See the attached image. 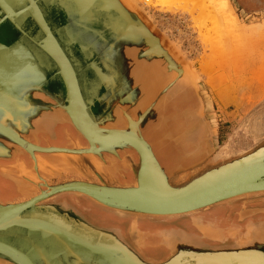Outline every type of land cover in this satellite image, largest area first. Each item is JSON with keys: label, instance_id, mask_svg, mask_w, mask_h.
<instances>
[{"label": "flooded vegetation", "instance_id": "flooded-vegetation-1", "mask_svg": "<svg viewBox=\"0 0 264 264\" xmlns=\"http://www.w3.org/2000/svg\"><path fill=\"white\" fill-rule=\"evenodd\" d=\"M18 14V9H14L13 17L9 16L0 6V149L5 151H0V204L34 200L27 207L28 212L46 219L43 230L49 238L39 232L33 242L26 240L25 232L19 227L13 228V236L7 230L1 232L0 238L30 256L34 264H168L176 257L181 258L180 264H196L188 260V256H194L199 264H215L219 254L233 261L242 259L244 264H264V245L251 250L244 246L249 240L250 227L264 229V191L175 215L140 214L106 206L82 192L52 191L63 180L76 177L63 165L60 153L41 149L86 147L88 142L68 120L61 121L54 113L62 112L61 106L66 103L63 79L56 61L38 45L44 33L30 20L20 22ZM53 18L59 19L56 10L46 12L48 27L53 32L67 25L63 15L60 22H54ZM59 38L69 54L72 46ZM73 57L83 65L89 61L86 56ZM18 73L22 74V80L16 79ZM93 75L91 70L86 71L85 90L91 86ZM18 84L25 88L23 104L34 113V117L27 120L11 116L19 112L15 94L8 103L2 101L11 86L16 90L20 88ZM101 92L100 88L96 96L88 100L94 117L108 113L98 101ZM49 119L53 121L51 125L43 124ZM108 123L117 127V122L116 125ZM216 126L214 107L201 92L196 93L191 87L139 124L161 168L168 172L203 160L208 150L219 144ZM29 144L35 149L33 154L26 149ZM116 152L124 161L112 157ZM101 155L115 169L126 170L127 178L132 168L130 158L138 163L137 154L131 148L104 151ZM93 157L101 164V169H111L110 165L102 166L96 155ZM79 163L81 165L73 167L84 172L85 166ZM77 179L84 180L79 176ZM260 229L254 232L257 239L264 238V230ZM51 230L58 231L61 238H54ZM203 234L219 237L220 241L203 238ZM239 235L243 246L234 247ZM75 236L103 250L95 253L85 244L68 239ZM200 239L205 245L195 244ZM0 264L16 263L0 256Z\"/></svg>", "mask_w": 264, "mask_h": 264}, {"label": "water", "instance_id": "water-1", "mask_svg": "<svg viewBox=\"0 0 264 264\" xmlns=\"http://www.w3.org/2000/svg\"><path fill=\"white\" fill-rule=\"evenodd\" d=\"M0 6L9 16H12V10L18 9L20 22L30 20L42 32L46 30V34L40 36L38 45L43 52L49 56H57L58 60V56L66 55L62 50L61 45L63 44L58 33V30L64 29V25L52 33L53 36L50 35L49 38L46 12L56 10L59 19L53 18L54 22H60L62 15L69 21L72 20L80 24L88 25L89 22H93L90 26L92 31L95 30L96 38H84L83 42L78 41V43L69 39L67 44L73 49L67 56H76L77 52L80 56H86L89 60L88 70L97 74L100 81L102 80V92L98 101L101 104L104 103L107 112L115 110L122 117L120 121H117V124L122 125L121 127L106 128L110 125L108 122L112 123L113 115L105 121L98 117V122L92 120L93 124H90L88 120H81L75 111L72 115L69 109L70 106L72 108V103L76 102L74 98L72 102L68 90L70 89L73 95V86L66 82V75L58 70L67 87L66 105L64 104L63 108L71 120H68V123L82 134L89 147L86 149L52 148L41 149V151L92 153L101 161L102 166L110 165L111 169L104 171V169L96 168L98 166L91 161L85 158L80 159L90 169L88 173L82 172L84 180L70 179L67 182L65 179V182L63 180V183L55 186L52 191L74 190L87 194L106 206L148 215L188 213L232 197L264 191V142L241 156L224 160L216 165L204 166L198 171L193 170L204 165V162L214 154V148L208 150L203 160L190 167L180 166L171 172L160 167L150 146L142 137L139 123L145 117L152 116L159 108L167 105L186 87H191L198 93V78L178 58L130 1L0 0ZM98 21L99 30L94 25ZM55 36L58 37V40ZM124 50L134 51L135 62L145 63L148 62L147 60H158L162 64V83L148 100L146 98L137 99L138 86L128 73L124 59L121 58ZM92 51L95 54H92ZM91 56L102 61L103 72L94 58H90ZM58 60L56 65L61 67ZM91 114L94 117L92 111ZM87 125L88 127H86ZM128 147L135 150L138 156L137 165L132 161L129 178L125 176L126 170L120 167L115 169L111 162L101 155V152L104 151ZM112 154L116 161H124L118 152ZM113 164L116 166L117 163ZM189 171L191 176L188 179L176 182L180 174ZM124 180L126 182H123ZM33 201L4 206L0 204V236L1 232L7 230L13 236V228L19 227L25 232L24 239L26 240L33 242L34 235L39 232H42L43 237L49 238L47 235L45 236L43 230L45 228L37 227L33 219L30 220L26 217V215H30L29 212H26L25 216L20 214L22 210L32 205ZM203 236L208 238L205 234ZM189 243L192 244V242ZM256 243L254 240L244 246H249L250 250L257 249ZM235 247H241V242ZM249 253L257 254V252ZM0 256L8 258L16 264H34L30 256L26 253L22 254L20 250L1 238Z\"/></svg>", "mask_w": 264, "mask_h": 264}, {"label": "rangeland", "instance_id": "rangeland-1", "mask_svg": "<svg viewBox=\"0 0 264 264\" xmlns=\"http://www.w3.org/2000/svg\"><path fill=\"white\" fill-rule=\"evenodd\" d=\"M128 1L196 75L199 92L214 107L219 138L214 154L228 151L227 156L217 161L211 156L196 171L240 155L263 141L264 82L259 83L254 75L260 74L264 54V0H226L223 10L220 4L217 7L203 0L204 5L200 3L192 14L183 9H165L159 0H153L152 5ZM210 77L218 78L214 80L224 89L219 97L225 102L217 98L208 83ZM111 119L116 124L117 120ZM190 176V172H184L176 182Z\"/></svg>", "mask_w": 264, "mask_h": 264}, {"label": "bare ground", "instance_id": "bare-ground-1", "mask_svg": "<svg viewBox=\"0 0 264 264\" xmlns=\"http://www.w3.org/2000/svg\"><path fill=\"white\" fill-rule=\"evenodd\" d=\"M156 1V0H155ZM158 1V0H157ZM161 1V2H160ZM135 2L136 3H144L145 5L146 4H155V3H153V0H135ZM204 1L203 0H159V3H161V5H163V7L165 8V9H183V10H185V11H187V12H191V14H192V11L195 9V8H200V3H201V5H202V3H203ZM208 2L210 3V4H213V5H217V7H218V5L220 6V10L222 9H224V8H226V6H227V1L226 0H208ZM157 4H158V2H156ZM142 5V4H141ZM203 5H204V3H203ZM222 5V6H221ZM199 6V7H198ZM144 7V6H143ZM202 8V7H201ZM218 9V10H219ZM219 10V11H220ZM221 15H222V13H221ZM223 16V19H225V16L224 15H222ZM63 21L64 22H66L67 23V25L64 27V29H61V30H58V33H59V37H61V38H63V40L64 41H68L69 39L70 40H73L74 42H76V43H78V41H80V42H83L82 40H84V38H87V39H92V38H96V36L94 35V31H92L91 30V23H93V22H89V24L88 25H86V24H80V23H76V22H73L72 20H70L69 21V19L68 18H63ZM231 21V20H230ZM229 22V21H228ZM98 23H99V21L98 22H95V27H96V29H100V27L98 26ZM46 30H44L43 31V33H45L46 34V32H45ZM52 33H54L52 30H51V32H50V28L49 29H47V35H48V37L50 38V35H52L53 36V34ZM55 35V34H54ZM44 38H45V36H43ZM56 37V39L58 40V37L57 36H55ZM46 40H48L47 38H45ZM50 41V40H49ZM51 42V41H50ZM61 45V44H60ZM82 45V44H81ZM83 46V45H82ZM61 47H62V50H63V52L66 54L65 56H58V58H59V60L57 59V56H52L53 57V59L55 60V61H59L60 62V64H61V67H60V65H57V67H58V70H60L63 74H65L66 75V77H65V80H66V82L67 83H71L72 84V86H73V90H74V93H73V95L71 94V91H70V89L68 90V95H69V97L70 98H72V102H73V98H74V100H75V102L76 103H72V108H71V106H70V109L69 110H71V114L73 115V113H74V111L76 112V114H78L77 116H79V118L81 119V120H83V121H89L90 122V124H93V122H92V120L94 121V120H96L97 121V118H98V116L96 117H92V114H91V111H90V104H89V102H88V100L89 99H91L94 95L96 96V93L99 91V89L101 88V83H102V80L100 81V79L96 76L97 74H95L94 73V75H93V77L92 78H90V79H92L91 80V86H89V88L87 87L86 88V90H85V84H84V82H85V80L86 79H84L85 77H84V75H85V73H86V71L88 70V65H86V64H81L80 62H79V60H77V59H75L74 57V59L72 58V56H67V49L66 48H64L63 47V45H61ZM89 52V51H88ZM92 54H95L93 51H92ZM91 53H90V55H92ZM133 54H134V51L133 50H124L123 51V56L121 57L122 59H124V61H125V63H126V66H127V69H128V73L130 74V76L132 77V79L135 81V83L137 84V86H138V89H137V99L138 100H140V99H142V98H146L147 100L149 99V97L150 96H152L153 94H155V92L158 90V88L160 87V85H161V83H162V80H163V78H162V64H161V62L160 61H158V60H147L148 62H145V63H141V62H135V59H134V56H133ZM76 56H80V54L77 52V54H76ZM91 59L92 58H94V60L96 61V64L98 65V67L100 68V70L103 72V70L101 69V67H102V61H100V59L99 58H96V57H94V56H91L90 57ZM89 58V59H90ZM262 60L264 61V56H263V58H262ZM203 61H204V63H205V59H203ZM202 61V62H203ZM74 63V64H73ZM201 64V63H200ZM203 65V67H205L206 65L205 64H202ZM209 66V65H208ZM203 67H201L200 66V69L201 68H203ZM19 68V67H18ZM19 74V76H16L15 75V77H16V79L18 80V77H20L21 78V76H22V74L21 73H18ZM100 74L101 75H103V73H101L100 72ZM105 75H107V74H105ZM45 75L42 73V75H41V77H44ZM102 78V77H101ZM211 78V77H210ZM224 78V77H223ZM222 78V79H223ZM214 79H218V78H211V79H209V84L211 85V86H213V88L216 90L215 91V93L216 94H218L219 95V93H221V94H223L224 92H221L222 91V89H220L221 88V86L220 87H218V83L214 80ZM21 80H22V78H21ZM64 82V81H63ZM219 83H220V81H218ZM23 84V83H22ZM22 84H18V86L20 87V88H18V90H16V88L15 87H12L11 86V90L10 89H8L9 91H8V93H6V94H3V99H2V101L4 102V103H8L9 102V100H11L12 99V97L11 96H13L14 94H15V101L14 102H16V105L18 106V109H19V112L18 113H16V114H14V115H11V116H15L18 120H27L28 118H30V117H34V113H33V110H31V109H29L28 107H27V104H23V97H24V91H25V88H21V85ZM25 84H27L26 82H25ZM26 87H28L27 85H25ZM29 88V87H28ZM64 88H65V90H66V93H67V87H66V83L64 82ZM70 88V87H69ZM187 88H189V87H186L183 91H185ZM218 88V89H217ZM183 91H181L180 92V94L181 93H183ZM88 92V93H87ZM93 94V95H92ZM179 94V95H180ZM90 95V96H89ZM217 96V95H216ZM221 96V95H220ZM177 97V96H176ZM217 97H219V96H217ZM137 100V101H138ZM138 103H139V101H138ZM103 105H104V103H102ZM65 105H66V103H65ZM62 108H61V110H62V112H60V111H54V113L57 115L58 114V118H59V120H69V121H71L70 120V118H69V116H68V114H67V112H66V110L63 108V105L61 106ZM165 107V106H164ZM163 108V107H162ZM162 108H159L157 111H159V110H161ZM105 109V108H104ZM106 111V110H105ZM156 111V112H157ZM114 112V113H113ZM37 115V114H36ZM108 115H110V117H112V115H113V117L112 118H114V119H116L117 121H120V119L122 118L121 117V115H120V113L118 112V111H112V112H109V114ZM262 115V114H261ZM264 116V115H263ZM21 117V118H20ZM85 117V118H84ZM109 117V116H108ZM100 118L102 119V120H106V119H109V118H107V117H103V116H100ZM129 118V117H128ZM131 118V117H130ZM129 118V119H130ZM146 118V117H145ZM144 118V119H145ZM126 119V118H125ZM143 119V120H144ZM142 120V121H143ZM116 121V122H117ZM52 122L53 121H51L50 119L49 120H47L46 122H44L43 124H46V125H51L52 124ZM64 122V121H63ZM98 122V121H97ZM261 122V121H260ZM113 123V122H112ZM140 124V123H139ZM264 124V123H263ZM113 125H116V124H114L113 123ZM118 126L117 127H119V124H117ZM258 125V124H257ZM261 125V124H260ZM86 127H88V125L86 126ZM101 128H104V127H102V126H100ZM110 127H115V126H107L106 128H110ZM260 127V126H259ZM263 127V126H262ZM140 129V128H139ZM77 132H78V134L80 135V136H82V134L77 130V129H75ZM259 130V132H261V128L260 129H258ZM141 131V130H140ZM46 132V131H45ZM47 133V132H46ZM141 134H142V131H141ZM83 137V136H82ZM142 137H143V139L147 142V144L150 146V149H151V145L148 143V141L144 138V136H143V134H142ZM27 141V140H26ZM262 142H264V140L263 141H261L258 145H260ZM257 145V146H258ZM257 146H255L254 148H256ZM5 147V146H4ZM89 147V144H88V146H86V147H74V148H76V149H86V148H88ZM128 148H130V147H128ZM254 148H252V149H254ZM5 149H6V147H5ZM26 149H28L29 151H30V153L31 154H33L32 152H34V148H33V145L32 144H29V145H27L26 146ZM73 149V148H72ZM132 149V148H131ZM251 149V150H252ZM3 149H0V151H2ZM113 150H115V149H113ZM135 151V150H134ZM151 151H152V149H151ZM248 151H250V150H248ZM248 151H246V152H248ZM2 152H5L4 150L2 151ZM228 152V151H227ZM227 152H221V153H223V154H218V155H213V160L212 161H217L218 159H220V158H222V157H224L226 154H227ZM246 152H244V153H242V154H240V155H237V156H241V155H243V154H245ZM57 153H60V154H64V155H69V156H71V157H74V158H79V160L80 159H83V158H85V159H87V160H89V161H91L89 158H88V155L89 154H91V157H92V159L94 158L93 156H95L94 154H92V153H85V154H75V153H69V152H57ZM135 153H136V151H135ZM152 153H153V151H152ZM137 154V153H136ZM229 154V153H228ZM153 155H154V153H153ZM155 156V155H154ZM227 156V155H226ZM237 156H234V157H231V158H235V157H237ZM138 157V156H137ZM156 158V157H155ZM230 159V158H229ZM211 160V159H210ZM81 162H83L82 160H80ZM96 161V160H95ZM130 161H131V167H132V159L130 158ZM93 164H95L93 161H91ZM97 162V161H96ZM222 162V161H221ZM98 163V162H97ZM220 163V162H219ZM83 164L85 165V168H86V173H88L89 171H88V168H87V166H86V164L83 162ZM99 164V163H98ZM96 165V166H98V168H100L101 169V164H99V165ZM138 164V163H137ZM136 164V165H137ZM216 165V164H215ZM161 167V166H160ZM198 169V168H197ZM190 172V171H189ZM73 174H74V176L76 177V178H72V179H77V177L78 176H82L83 174H82V172L80 173V172H77V171H75V172H73ZM189 178V177H188ZM70 179H67V182L69 181ZM77 180H79V179H77ZM252 193H254V192H252ZM246 194H249V193H246ZM245 195V194H244ZM21 212H24V213H26V212H28V209L27 208H25L24 210H22ZM25 216V215H24ZM26 217L28 218V219H30V220H34L35 221V225H37V227H39V228H45V223H46V219L45 218H42V217H39V216H36V215H26ZM31 222V221H30ZM30 222H29V224H30ZM33 224H34V222H33ZM199 226V225H198ZM200 226H201V224H200ZM206 228V227H205ZM47 229V228H46ZM50 229V228H49ZM207 229V228H206ZM55 230V229H54ZM62 230H65V231H67L66 229H64V228H62ZM50 231V230H49ZM52 231V234L51 235H53V237L54 238H58V231H53V230H51ZM205 233V232H204ZM50 234V233H49ZM57 234V235H56ZM63 235V234H62ZM64 236V235H63ZM74 236V235H73ZM64 237H66V236H64ZM59 238H61V237H59ZM62 239H67V238H62ZM68 239H73V240H76V242L77 243H80V244H85L86 245V248H89V250H91V251H93V252H95V253H98V252H101L102 250H103V247H100V246H98L97 244H92L91 242H86V241H84V240H82L80 237L78 238V237H69ZM47 243V242H46ZM251 252V251H250ZM257 257V256H256ZM188 258V260H192V261H195V263L196 264H199L200 263V261L199 260H195L194 258V256H192V257H187ZM216 262H215V264H241V263H239L240 261H233V260H231V259H227V258H221V257H216ZM260 259V258H259ZM264 261V260H263ZM180 262H181V258H178V257H176V258H174V259H172V261L170 262V263H168V264H180ZM213 263V262H212ZM202 264H204V263H202ZM244 264V263H243Z\"/></svg>", "mask_w": 264, "mask_h": 264}, {"label": "crops", "instance_id": "crops-1", "mask_svg": "<svg viewBox=\"0 0 264 264\" xmlns=\"http://www.w3.org/2000/svg\"><path fill=\"white\" fill-rule=\"evenodd\" d=\"M264 53V52H263ZM263 56H264V54H263ZM261 63H262V68H261V71L259 72L260 74H257V75H254L255 76V78H256V80L259 82V83H263L264 82V61L262 60V58H261ZM211 86V85H210ZM211 87H213V86H211ZM218 89V88H217ZM220 89H222V88H220ZM216 91V90H215ZM221 92H224V89H222V91ZM221 93H219V95H220ZM218 94H217V96H219ZM217 98H219V100H220V102H225L222 98H220V97H217ZM109 114V112L106 114V116H104V117H107V118H111L110 117V115H108ZM109 116V117H108ZM59 156H61L62 158V163H63V165L69 170V171H71L72 173L73 172H75L76 170H77V168H74L75 166H74V164L77 166H79V165H81L78 161H75V159L76 158H74V157H71V156H67V155H64V154H58ZM213 156V155H212ZM88 157H90L91 159V161H93L94 163H95V165H97L98 163L95 161V159L93 158L92 159V157H91V154H89V156ZM99 165V164H98ZM74 166V167H73ZM79 170H80V168H79ZM77 170V172H82V170ZM84 172H86V170L84 171ZM83 174V173H82ZM257 229H260V228H257V227H250L249 228V230H248V237H249V240L247 241L248 243H250V242H252V241H254L255 240V243H256V241H257V243H256V245H255V247L257 248V246H261V245H264V238H262V239H257L256 237H255V231L257 230ZM260 230H264V229H260ZM222 234V233H221ZM240 236L241 235H239V239L235 242V246H237L238 245V243H240ZM245 236H243V238H244ZM203 238H204V236H203ZM208 239H210V240H212V239H214V240H216V241H220V238L219 237H210V236H208ZM258 242H260V244L258 243ZM195 244H198V245H201V246H203V245H205V243L204 242H202V240L200 239L199 241H195ZM242 242H241V247H242ZM254 244V243H253ZM234 246V247H235ZM246 247H248L249 248V246H246ZM216 257H221V258H227L226 256H224V255H218V256H216ZM227 259H230L229 257L227 258ZM237 261H240L239 263H241V264H243V260L242 259H239V260H237Z\"/></svg>", "mask_w": 264, "mask_h": 264}]
</instances>
